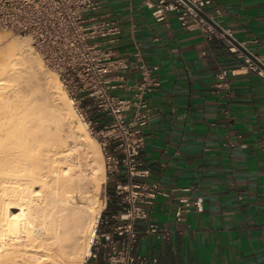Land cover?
I'll list each match as a JSON object with an SVG mask.
<instances>
[{
    "label": "crops",
    "instance_id": "obj_1",
    "mask_svg": "<svg viewBox=\"0 0 264 264\" xmlns=\"http://www.w3.org/2000/svg\"><path fill=\"white\" fill-rule=\"evenodd\" d=\"M206 10L248 52L264 58V0H212ZM105 13L124 31L103 48L130 57L138 45L144 62L158 65L160 80L149 95L153 117L139 159L168 193L156 197L150 221L166 227L170 240L144 234L139 222L136 252L156 264H264V81L240 73L216 88L220 70L239 67L241 59L225 41L183 28L174 14L155 21L142 0H102L95 14ZM226 136L247 147L226 146ZM191 187L185 194L201 197L203 211L192 210L177 224L180 189Z\"/></svg>",
    "mask_w": 264,
    "mask_h": 264
},
{
    "label": "built area",
    "instance_id": "obj_2",
    "mask_svg": "<svg viewBox=\"0 0 264 264\" xmlns=\"http://www.w3.org/2000/svg\"><path fill=\"white\" fill-rule=\"evenodd\" d=\"M142 2L155 21H165L174 14L183 28L198 29L209 41H225L228 51L241 59L239 67L220 70L216 88L228 87L229 77L240 73H254L264 81V58L250 52L246 55L234 44L231 32L206 10L212 0ZM101 7L102 0H0V31L30 39L43 63L57 75L78 119L99 145L106 176L104 204L85 262L156 264L154 257L136 252L140 238L136 225L144 223V234L163 242L170 240L166 227L150 221L156 197L168 193L159 182L149 179L150 171L139 159L144 130L153 117L149 95L160 86L158 65H147L138 45L130 57L103 48L121 37L124 26L109 13L96 15ZM129 29L134 34L136 25L131 22ZM116 90L129 94L120 95ZM225 145L247 147L228 136ZM259 146L264 169V139ZM191 189H180L184 194L177 197L173 212L177 224L190 211H203L201 197L185 194Z\"/></svg>",
    "mask_w": 264,
    "mask_h": 264
},
{
    "label": "bare ground",
    "instance_id": "obj_3",
    "mask_svg": "<svg viewBox=\"0 0 264 264\" xmlns=\"http://www.w3.org/2000/svg\"><path fill=\"white\" fill-rule=\"evenodd\" d=\"M8 50L0 54V86L10 82L14 89L0 98V264H77L90 254L101 212L84 195L92 183L99 193L105 181L102 154L91 142L87 166L73 161L81 148L70 146L76 138L65 129L78 122L75 130L88 138L85 125L50 74L57 96L52 117L44 115L36 88L28 84L36 76L32 69L44 68L27 37L15 39Z\"/></svg>",
    "mask_w": 264,
    "mask_h": 264
},
{
    "label": "rangeland",
    "instance_id": "obj_4",
    "mask_svg": "<svg viewBox=\"0 0 264 264\" xmlns=\"http://www.w3.org/2000/svg\"><path fill=\"white\" fill-rule=\"evenodd\" d=\"M17 38H23V37H19V36H17V35H13V34H11V33H8V32H1L0 31V54H1V56H6L7 54H8V52H9V48H10V44H11V42H13L15 39H17ZM27 39H29V38H27ZM29 43H30V46H31V48H32V45H31V41H30V39H29ZM32 52H33V55H34V57L35 58H37V60H39V62H41V64L43 65V70H41V69H39V67L38 68H33L32 70L33 71H35V73H36V76L35 77H33L32 78V80H30L29 82H28V84H30L29 85V87H31L32 86V89H34V88H36V95L39 97V99H40V102H41V104H42V106L44 107V110H45V116L47 117V118H51L52 116H50V115H52V113H50V106L51 105H54V99H55V96H57V91H56V89L55 88H53V87H51L50 86V84H49V74L50 75H52L54 78H55V80H57V83H58V85H59V92H61V93H64L65 94V92H64V90L62 89V87H61V85H60V82H59V80H58V78H57V75L53 72V71H51L44 63H43V61L41 60V58L37 55V53L35 52V50L32 48ZM34 80V81H33ZM34 86V87H33ZM4 87H6V89L4 88ZM4 88V89H3ZM0 98H1V96L3 97V95L5 96L6 94V96H11L12 94H13V92H14V89H13V83H6L5 85H2V86H0ZM12 92V93H11ZM2 93V94H1ZM5 93V94H4ZM10 93V94H9ZM43 99V100H42ZM48 99V100H47ZM1 100V99H0ZM46 100H47V103H46ZM46 107V108H45ZM48 112L50 113V114H48ZM47 114V115H46ZM54 123H53V121H50L49 122V127H48V132L49 133H52V132H54L55 131V125H53ZM52 125V126H51ZM75 126V127H74ZM78 126H80L79 125V123L78 122H76L75 124H73L72 125V128L73 129H71L70 127H66V129L65 130H67V134H65L66 133V131H63V134H65V135H68V134H71L72 133V130H73V135L75 136V138L77 139H75V141H69V144H70V146H72V145H74V144H79L78 146V148H81L80 150H78L77 152H76V156H74L73 157V161L74 162H76V163H78V165L79 166H81L82 168L84 167H86L87 166V163H88V156H87V152L89 151V146L91 145H95L99 150H100V148H99V145H98V143L88 134V132H87V136H89L88 138H84V136H82L81 135V133H77V127ZM51 128L52 129H54V131L53 130H51ZM70 128V129H69ZM76 129V130H75ZM70 132V133H69ZM76 134V135H75ZM82 138V139H81ZM78 139H79V141H78ZM68 140H72V139H68ZM77 141V142H76ZM88 142V143H87ZM89 142H90V144H89ZM91 142L93 143V144H91ZM72 143H74V144H72ZM72 144V145H71ZM88 146V147H87ZM90 146V147H91ZM79 152V153H78ZM81 152H82V154H81ZM101 152V151H100ZM78 155V156H77ZM80 157V158H79ZM75 158V159H74ZM102 163H103V165H104V161H103V157H102ZM104 174H105V168H104ZM105 181H106V176H105ZM105 181H104V183H102V185H101V188H100V190H99V193L97 192V191H95L96 189H98L97 188V186L95 187V186H93L92 187V185H93V183L92 184H90V185H88V190L90 191L88 194H85L84 196H89V198H88V200H90V201H88L89 202V204L91 203V202H94V203H91V204H93L95 207H96V209H100V206H101V211H102V208H103V204H104V202H103V193H104V186H105ZM94 185H96V184H94ZM96 188V189H95ZM97 192L96 194L95 193H92V192ZM92 193V194H91ZM94 195H97L98 196V198H96ZM91 197H93V198H91ZM92 200V201H91ZM97 205H99V207L97 206ZM98 209V210H99ZM101 213V212H100ZM94 235V234H93ZM92 238L93 237H91V239H90V242L92 241ZM84 253L82 252V254L81 255H83ZM80 255V256H81ZM86 256L87 255H83V257L81 256V257H79L80 258V260H77V261H79V262H81L80 264H93L94 262V260H92V259H90L89 261H87V262H85V259H86ZM82 258V259H81ZM79 262L77 263V264H79Z\"/></svg>",
    "mask_w": 264,
    "mask_h": 264
},
{
    "label": "water",
    "instance_id": "obj_5",
    "mask_svg": "<svg viewBox=\"0 0 264 264\" xmlns=\"http://www.w3.org/2000/svg\"><path fill=\"white\" fill-rule=\"evenodd\" d=\"M207 20H208V19H207ZM208 21H209V20H208ZM209 22L211 23V21H209ZM218 29H219V28H218ZM233 42H234L235 45H237V46L239 47V49H240L244 54H246V55H250V53H249L246 49L240 47L236 41H233Z\"/></svg>",
    "mask_w": 264,
    "mask_h": 264
}]
</instances>
